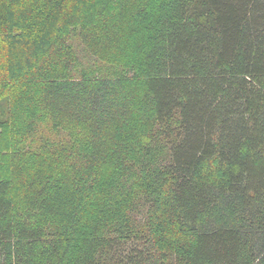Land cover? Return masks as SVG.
<instances>
[{"label": "trees", "instance_id": "trees-1", "mask_svg": "<svg viewBox=\"0 0 264 264\" xmlns=\"http://www.w3.org/2000/svg\"><path fill=\"white\" fill-rule=\"evenodd\" d=\"M0 264H264V0H0Z\"/></svg>", "mask_w": 264, "mask_h": 264}, {"label": "rangeland", "instance_id": "rangeland-1", "mask_svg": "<svg viewBox=\"0 0 264 264\" xmlns=\"http://www.w3.org/2000/svg\"><path fill=\"white\" fill-rule=\"evenodd\" d=\"M72 45H73V47L74 46L76 47L77 41L76 40H73ZM79 53H80L81 56H83V59H84L85 58V54L83 53V51L81 49H79ZM89 64H91V62H89ZM42 131H45L46 132V130L43 127H42ZM47 137L54 138V136L48 135L47 133L46 134H42L40 136V138H42V139H46Z\"/></svg>", "mask_w": 264, "mask_h": 264}]
</instances>
